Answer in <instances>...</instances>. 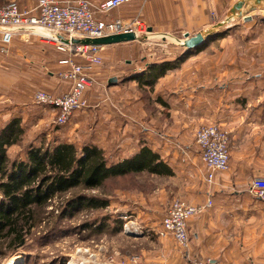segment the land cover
Wrapping results in <instances>:
<instances>
[{
    "label": "rangeland",
    "instance_id": "obj_1",
    "mask_svg": "<svg viewBox=\"0 0 264 264\" xmlns=\"http://www.w3.org/2000/svg\"><path fill=\"white\" fill-rule=\"evenodd\" d=\"M34 1L6 0L0 7L6 4H16L20 8L30 7ZM57 1L65 3V1L76 0ZM238 1L243 0H228L222 5L215 3L213 10L203 11H200V5L197 4L199 10L195 13L198 17H205L207 22L204 25L199 24V26L185 30L176 27H172L170 30L166 28L164 32L162 31L163 33H158L159 30L147 32L146 35H142L135 42L129 44L133 50L131 53L136 55L137 60L129 61L126 64L121 61L118 65L113 66L112 70L108 67L111 65L103 62V53L107 49L104 47L100 53L101 62L97 66L101 71L117 74V80H122L131 70L139 67V71L143 72L151 63L185 62L183 69L178 72L181 79L180 85L184 84V86L200 84L197 83V79L202 75L208 78L203 80L204 84L211 86L214 84H209V78L216 75L223 77L218 84L225 85L224 80L227 78L224 76L229 77L231 74L245 70L264 71V4L257 5L255 0H244L241 17L230 15V9ZM124 8H122L123 11ZM140 9L138 6L137 11ZM167 9L168 11H165L162 17L170 20L175 14L170 10L171 6ZM184 14V12L179 13L181 17ZM135 18L141 19L135 14L129 15L125 19L120 16L114 19L130 21ZM145 24L148 28L147 23ZM209 30H215V32L208 36L207 41L201 45L199 55L194 56V52L191 50L190 52L184 51L182 44L183 35L186 32L189 37H192L200 33L205 34ZM40 45L47 48L49 52H52L51 50L54 48L44 43ZM12 48L11 46L10 50L8 49L7 54L0 52V128L12 118L18 117L21 120L24 135L18 144L7 151V158L9 160L22 159L25 151L30 146H38L39 141L49 147L55 146L59 142L71 143L76 146L79 152L86 145L83 143L84 138H88V134L93 133L94 127L97 126L96 122L101 116L99 107L104 105L101 96H104L105 91L108 90L105 77L96 80L90 76L88 89L92 92V97L86 96L87 89L85 93L87 108L74 113V117L72 116L73 118L71 117L64 126H56L54 124L55 110L52 112L48 107L38 106L33 100V95L38 90L49 92L46 86L53 85L57 81L63 84L59 74L66 69L59 72L57 69L52 70L53 61H50L52 57L46 53L32 57L28 54L25 55L23 49L13 48L12 50ZM48 71L54 72L53 75L49 76ZM138 76L139 74L132 78L127 77L136 82L135 87H125L122 90L127 93L128 100L124 102L122 98H118L114 94L111 96L114 98V103L110 99L112 103L110 109L117 115H119L118 112L125 111L124 107L126 106V112L129 111L133 119H129L131 124H134L133 121L136 120L139 122L138 108L134 106V102L139 97L151 115H154L155 112L154 107L151 106V101H154V97L153 100L151 97L152 88H140L136 81ZM92 107L96 108L91 109ZM161 114V119H164L165 111H162ZM80 117H84L83 124L78 128H73L70 124L71 119ZM199 127L201 126H198L195 131L185 134L181 138L182 142L195 145V133ZM104 155L109 160L113 158L112 152L105 151ZM239 181L244 184L246 178H240ZM184 183L177 177H156L148 174L131 175L127 178L109 181L101 193H92L99 199L102 198L109 202L106 209L81 213L72 221L58 220L51 227L52 231L49 228L52 221L43 224V228L38 230V233L36 232L34 236L28 238L26 246L22 250L1 259L0 264H6L9 261H17L16 264H68L69 261L83 264H162V254L183 253L170 237L159 238L157 232L169 203L175 198L181 199L178 197L179 194L187 195L184 191L186 186ZM53 207L55 208L56 204ZM259 212L260 215H264V209H260ZM201 215L203 214L201 213ZM104 218H109L107 221L108 232L94 234L90 230H83L87 224L96 222L100 224ZM116 219L122 222L121 232L117 234L112 232L115 229L114 221ZM125 225H133L137 236L131 237L125 233L123 231ZM132 257H137L136 263H132Z\"/></svg>",
    "mask_w": 264,
    "mask_h": 264
},
{
    "label": "crops",
    "instance_id": "obj_2",
    "mask_svg": "<svg viewBox=\"0 0 264 264\" xmlns=\"http://www.w3.org/2000/svg\"><path fill=\"white\" fill-rule=\"evenodd\" d=\"M102 1L105 0H91L93 5ZM227 1L132 0L120 7V10L111 11L107 15H96L95 19L107 21L119 16L125 19L135 14L147 23L150 32L159 30L158 33H163L166 28L185 30L199 24L204 25L207 21L205 17H198L195 13L199 10L196 5H200V11L213 10L215 3L222 5ZM255 4H264V0H255ZM34 5L35 1L32 6L24 8L31 9ZM138 6L141 8L139 11ZM169 6L175 16L170 20L163 19L162 14L168 11ZM191 11L193 13H189ZM180 12L185 13L183 17L179 15ZM11 42L8 49L11 46L17 50L23 49L25 55L32 57L46 53L52 57L50 61L53 64L55 62V65H50L52 70L57 69L59 72L66 69L58 62L66 59L67 55L56 52L54 48L49 49L52 51L49 52L35 37L22 33L14 36ZM131 43L106 47L103 62L111 65L108 67L112 70L121 61L125 64L136 61V55L131 53ZM201 45L194 49H183L188 52L191 50L197 56ZM75 61L85 64L78 59ZM164 62L170 61H162ZM179 63L176 69L159 78L152 88L151 97L152 100L154 97V101H151V106L155 109L154 115L143 105L140 97L134 102L139 112V122L133 121L134 124L129 122V119H133L129 111L126 112V106L123 113L118 112L119 115L110 109V99L113 102V94L124 102L129 99L122 90L136 86V82L127 77L140 74L142 71H139V67L131 70L122 80H117V74L89 65V77L96 80L105 77L108 90L101 96L104 105L99 107L101 116L96 122L97 126L92 134H88V138H84L83 143L96 146L103 152H112L111 161L129 158L146 146L161 156L172 170L173 175L168 178L177 177L185 182L184 191L187 195L179 194V200L188 205H204L207 199L212 201L203 215L192 218L187 225L189 250L182 254H162V264H193L195 260L207 258L213 259L215 264H264V215L259 214V210L264 209V204L247 193L251 179H264V71L245 70L229 77L224 76L227 78L224 80L225 85L218 84L223 77L216 75L209 78V84H214L211 86L204 84L203 80L208 78L202 75L197 79L200 84L184 86L180 85L178 72L183 69L185 62ZM156 64L161 62L148 66ZM53 73L48 71L47 74L52 76ZM46 88L52 96H62L67 90V86L58 81ZM91 93L88 89L86 96H91ZM94 108L96 107L91 109ZM48 109L54 112L51 108ZM162 111H165L164 119H161ZM82 118L71 119L72 127L81 126L84 122V117ZM209 123L219 124L228 132L230 139L229 169L215 174L211 185L205 182L207 170L200 161L197 145L184 144L181 140L188 132ZM240 178H246L244 184L239 181Z\"/></svg>",
    "mask_w": 264,
    "mask_h": 264
},
{
    "label": "trees",
    "instance_id": "obj_3",
    "mask_svg": "<svg viewBox=\"0 0 264 264\" xmlns=\"http://www.w3.org/2000/svg\"><path fill=\"white\" fill-rule=\"evenodd\" d=\"M5 2L0 0V5ZM178 64L179 61H171L147 66L136 77L138 86L153 88ZM23 135L18 117L0 128V260L22 250L28 238L49 221L52 231L58 220L72 221L81 213L106 209L109 202L92 193H101L109 181L141 174L173 175L161 156L146 146L129 158L111 161L96 146L85 145L78 152L71 143L59 142L49 147L39 141L38 146L25 151L22 159L9 160L7 151ZM108 220L87 224L83 230L94 234L108 232ZM114 224L112 232L120 233L122 222L116 219Z\"/></svg>",
    "mask_w": 264,
    "mask_h": 264
},
{
    "label": "built area",
    "instance_id": "obj_4",
    "mask_svg": "<svg viewBox=\"0 0 264 264\" xmlns=\"http://www.w3.org/2000/svg\"><path fill=\"white\" fill-rule=\"evenodd\" d=\"M130 1L132 0H105L93 5L90 0L65 3L57 0H35L31 9L20 8L16 4L0 7L1 54H7L14 36L23 33L53 46L57 52L68 55L66 59L59 61V65L66 67V71L59 74L60 80L67 86L66 92L62 96H52L44 90H38L33 95V100L38 106L55 110L56 126H64L74 113L87 108L85 93L90 87L88 66L100 64V53L104 48L74 44L72 41L120 34H132L137 40L148 32L146 24L138 18L130 21L95 19L96 15H107ZM76 59L85 64L77 63ZM194 140L200 161L207 170L205 182L211 185L215 174L229 169V134L219 124L209 123L197 129ZM247 193L264 204V179H251ZM211 205L210 199H207L204 205H188L175 199L161 220L157 236L170 237L174 244L186 253L190 248L188 223ZM123 231L135 233L136 229L133 225H125ZM131 261L136 263L137 257H132ZM193 264H215V261L211 258L198 259Z\"/></svg>",
    "mask_w": 264,
    "mask_h": 264
},
{
    "label": "water",
    "instance_id": "obj_5",
    "mask_svg": "<svg viewBox=\"0 0 264 264\" xmlns=\"http://www.w3.org/2000/svg\"><path fill=\"white\" fill-rule=\"evenodd\" d=\"M244 0L238 1L233 4L232 8L230 9V15H238L241 17V9L243 8ZM247 19V18H246ZM150 32V30H148ZM215 30H209L205 34H196L192 37H189L188 34L185 33L184 41H183V48L185 49H194L199 47L202 43L207 41V37L211 36ZM136 38L132 34H120V35H111V37H104V38H96V39H81V40H73L72 43L79 44V45H87V46H101V47H108L111 45L116 44H126L128 42H135ZM129 236H137L134 232H127Z\"/></svg>",
    "mask_w": 264,
    "mask_h": 264
},
{
    "label": "bare ground",
    "instance_id": "obj_6",
    "mask_svg": "<svg viewBox=\"0 0 264 264\" xmlns=\"http://www.w3.org/2000/svg\"><path fill=\"white\" fill-rule=\"evenodd\" d=\"M17 263V261H9L8 263H6V264H16ZM68 264H83V263H81V262H79V263H76V262H71V261H69V263Z\"/></svg>",
    "mask_w": 264,
    "mask_h": 264
}]
</instances>
